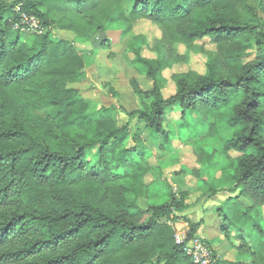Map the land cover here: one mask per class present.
<instances>
[{
	"label": "trees",
	"instance_id": "trees-1",
	"mask_svg": "<svg viewBox=\"0 0 264 264\" xmlns=\"http://www.w3.org/2000/svg\"><path fill=\"white\" fill-rule=\"evenodd\" d=\"M124 2L0 0V264H196L173 225L189 209L188 192L142 209L152 188L146 177L159 168L141 136L119 127L113 108L95 107L70 87L89 64L76 44L86 46L99 32L127 38L133 20L164 27L176 43L209 39L218 48L205 75L177 78L166 98L167 63L143 57L146 40L134 37L132 66L153 86L131 83L141 108L130 116L161 135L174 113L183 122L194 112L214 120L206 143L223 142L237 193L217 209L221 232L247 240L263 259L264 20L255 10L242 14L241 0H132L129 17ZM17 7L37 17L43 33L15 30ZM190 174L198 178L200 170ZM197 186L217 194L201 179ZM200 226H191L187 241Z\"/></svg>",
	"mask_w": 264,
	"mask_h": 264
},
{
	"label": "rangeland",
	"instance_id": "rangeland-1",
	"mask_svg": "<svg viewBox=\"0 0 264 264\" xmlns=\"http://www.w3.org/2000/svg\"><path fill=\"white\" fill-rule=\"evenodd\" d=\"M17 0H7L12 5ZM239 10L242 14L255 10L264 20V0H241ZM132 0H125L124 9L130 15ZM11 27L10 23L6 28ZM122 31L99 32L86 46L76 44L89 63L79 82L71 85L78 89L84 100L98 108H113L114 117L119 127L128 126L131 137L139 134L144 146L149 151L152 165L159 168L154 175L146 177V183L152 186L149 198H142L139 205L146 210L153 204L168 203L170 194L179 197L188 192L189 209L177 214L180 221L173 224L187 234L193 224L201 222L200 229L193 239L204 246L208 261L213 264L217 260L238 261L242 264H264V258L253 256L254 248L247 240L232 236L226 238L221 232V219L217 209L221 207L232 193L235 184L232 165H226L222 153L223 142L215 140L206 143L210 135V125L214 120H206L198 112L191 113L186 122L177 120L174 113L165 124V134L150 131L138 119L130 116L140 109L131 83L136 82L143 91L152 89L153 83L145 75L132 66L133 54L130 45L134 37L146 40L142 50L143 57L149 60H164L167 68L162 72L164 79V95L166 98L176 92V79L187 75L196 79L207 73L208 67L218 48L209 39L192 44L176 43L170 37L169 30L147 20L132 21V32L122 38ZM54 36L74 41L71 32L54 31ZM164 34L169 42L163 43ZM25 39V36H22ZM252 52L247 51L243 60L249 61ZM211 146V147H210ZM216 149L217 152H214ZM221 162L217 169L212 168ZM223 167H227L224 169ZM188 174H182V170ZM200 170L199 177L190 174L191 170ZM208 182L216 189V195L197 192L198 180ZM264 211V208H263Z\"/></svg>",
	"mask_w": 264,
	"mask_h": 264
},
{
	"label": "built area",
	"instance_id": "built-area-1",
	"mask_svg": "<svg viewBox=\"0 0 264 264\" xmlns=\"http://www.w3.org/2000/svg\"><path fill=\"white\" fill-rule=\"evenodd\" d=\"M16 13L18 14V22L14 25V29L20 31L24 34H41L43 33L40 21L35 16H29L28 14L22 12L20 7L16 8ZM176 241L178 244H184L186 252L194 258L196 264H210L206 254L204 246L199 240L192 239L187 241V234H181V229L175 227Z\"/></svg>",
	"mask_w": 264,
	"mask_h": 264
}]
</instances>
